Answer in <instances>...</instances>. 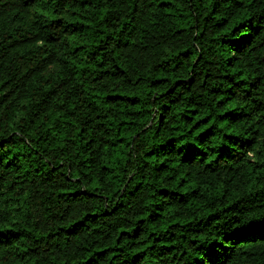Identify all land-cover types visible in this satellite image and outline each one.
Instances as JSON below:
<instances>
[{
	"label": "trees",
	"instance_id": "obj_1",
	"mask_svg": "<svg viewBox=\"0 0 264 264\" xmlns=\"http://www.w3.org/2000/svg\"><path fill=\"white\" fill-rule=\"evenodd\" d=\"M0 264H264V0H0Z\"/></svg>",
	"mask_w": 264,
	"mask_h": 264
}]
</instances>
